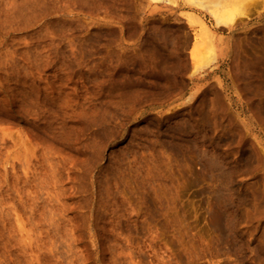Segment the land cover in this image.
<instances>
[{"label":"rangeland","instance_id":"rangeland-1","mask_svg":"<svg viewBox=\"0 0 264 264\" xmlns=\"http://www.w3.org/2000/svg\"><path fill=\"white\" fill-rule=\"evenodd\" d=\"M0 264H264V0H0Z\"/></svg>","mask_w":264,"mask_h":264},{"label":"bare ground","instance_id":"bare-ground-1","mask_svg":"<svg viewBox=\"0 0 264 264\" xmlns=\"http://www.w3.org/2000/svg\"><path fill=\"white\" fill-rule=\"evenodd\" d=\"M254 3V2H253ZM258 3V2H257ZM257 3H256V5H257ZM213 5V4H212ZM211 5V7L209 6L207 9L209 10V13H210V15H211V17L213 18V20L215 21V24H216V26H218V27H232V26H234L235 24H236V22L238 21V19L241 17V10H240V8L242 7V8H244L242 5H241V7H240V5L239 4H237V3H235V2H229V3H226L225 1H217V2H215L214 3V6H212ZM255 5V4H254ZM188 23L191 25V26H195V25H199V26H201L202 27V30H203V35H209L210 33H209V28H208V26H207V24L199 17V16H197V15H195V14H189L188 15ZM196 49H197V47H195L193 50H192V60H193V62L195 63V57H196ZM209 49H211V47L209 48ZM261 81V80H260ZM262 95V94H261ZM258 96V95H257ZM260 102H261V100H260ZM260 102H259V104H260ZM260 107V106H259ZM246 154V153H245ZM248 155V154H247ZM246 155V156H247ZM243 157H245V156H243ZM249 157V156H248ZM250 158V157H249ZM246 160V159H245ZM222 198V197H221ZM226 198V197H225ZM228 198V197H227ZM224 201V200H223ZM237 201V200H236ZM238 202V201H237ZM236 202V206L238 207V203ZM221 203V202H220ZM230 204V203H229ZM232 204H233V202H232ZM223 206V205H222ZM222 206H220V207H222ZM228 205H226V207H227ZM233 206H235V204H233L232 206H230L231 207V209H232V207ZM235 206V207H236ZM224 207H225V205H224ZM229 207V206H228ZM227 207V208H228ZM235 207H233L234 209H235ZM223 208V207H222ZM222 208H220V209H222ZM225 209V208H224ZM218 210V209H217ZM222 212L224 211V210H221ZM234 211H236V210H234ZM237 211H238V209H237ZM225 213V212H224ZM226 214V213H225ZM230 215H231V213H229ZM229 214H227V215H229ZM233 214H236V213H233ZM233 214H232V216H233ZM217 216V215H216ZM219 216V215H218ZM217 216V217H218ZM226 216V215H225ZM224 216V218H222V221L226 218ZM235 216V215H234ZM228 217V216H227ZM230 217V216H229ZM236 217V216H235ZM230 218H232V217H230ZM228 220V219H227ZM233 220L234 219H232V222H233ZM221 220L219 219L217 222H220ZM231 221V220H230ZM224 222V221H223ZM222 222V223H223ZM229 222V221H228ZM226 222H224V224H225ZM229 223H231V222H229ZM218 224V223H217ZM220 224V223H219ZM233 223H231V224H228V225H230V228L232 229L233 227L231 226ZM235 224H236V221H235ZM221 225V224H220ZM227 225V224H226ZM227 225V226H228ZM235 228V227H234ZM229 233H230V231H228ZM235 236H237V235H235ZM230 237H232V235L230 236ZM262 257H260L259 258V260L261 259ZM262 260V259H261ZM261 260H260V263H261Z\"/></svg>","mask_w":264,"mask_h":264}]
</instances>
